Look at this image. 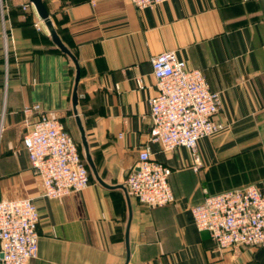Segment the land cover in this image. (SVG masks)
<instances>
[{"label": "crops", "instance_id": "crops-1", "mask_svg": "<svg viewBox=\"0 0 264 264\" xmlns=\"http://www.w3.org/2000/svg\"><path fill=\"white\" fill-rule=\"evenodd\" d=\"M43 1L77 57L78 109L108 184L125 185L150 143L155 55L174 51L220 95L215 119L226 129L200 140L199 171L187 148L164 151L150 143L153 157L172 169L176 200L151 208L128 191L127 264H264V249L220 248L196 227L191 211L206 194L247 184L264 191V167L250 161L264 149V0H166L144 9L131 0ZM75 74L30 0H0V200L30 197L38 208L39 250L29 264H124L125 191L103 186L90 170L86 189L48 198L23 146L22 109L38 103L81 147L72 110Z\"/></svg>", "mask_w": 264, "mask_h": 264}, {"label": "built area", "instance_id": "built-area-1", "mask_svg": "<svg viewBox=\"0 0 264 264\" xmlns=\"http://www.w3.org/2000/svg\"><path fill=\"white\" fill-rule=\"evenodd\" d=\"M131 1L144 9L166 0ZM35 26L41 28L38 22ZM152 66L157 93L149 100V142L161 144L164 151L187 148L192 168L199 171L200 140L226 129L224 122L215 119L220 95L201 69L189 68L174 51L155 55ZM139 86L143 84L139 82ZM22 111L27 119L23 146L42 180L43 195L60 198L86 189L90 171L65 124L38 103L26 105ZM150 143L140 149L137 168L127 176L125 185L139 202L154 208L173 203L176 197L170 184L172 169L153 157ZM191 211L196 227L208 231L220 248L264 249V191L256 184L206 194ZM39 221L32 198L0 200V264H29L37 257Z\"/></svg>", "mask_w": 264, "mask_h": 264}, {"label": "water", "instance_id": "water-1", "mask_svg": "<svg viewBox=\"0 0 264 264\" xmlns=\"http://www.w3.org/2000/svg\"><path fill=\"white\" fill-rule=\"evenodd\" d=\"M32 4L34 5L39 17L43 20L48 32L49 36L52 40V42L65 54H67L73 61L76 69V74H75V81H74V87L72 91V110L75 116L76 120V125L78 127V132H79V138H80V145H81V150L83 157L87 164L90 167L91 173L94 177V179L102 184L103 186L107 188H122L125 193H126V198H127V203H128V209H129V217H128V222H127V227H126V247H127V256L124 264H127L130 258V248H129V226L132 218V208H131V201H130V196L128 193V189L126 185L124 184H116V185H111L108 184L98 173L97 166L95 164V161L92 157L90 147H89V142L86 134V130L84 127V124L82 122V118L79 113L78 109V102H79V94H78V84L80 80V67L79 63L77 60V57L75 54L68 48V46L62 41L60 38L51 18L48 12V9L44 3L43 0H30Z\"/></svg>", "mask_w": 264, "mask_h": 264}, {"label": "rangeland", "instance_id": "rangeland-1", "mask_svg": "<svg viewBox=\"0 0 264 264\" xmlns=\"http://www.w3.org/2000/svg\"><path fill=\"white\" fill-rule=\"evenodd\" d=\"M220 135H221V134H217V135L212 136V137H218V136H220ZM239 161H240V160H239ZM250 161H252L253 163L257 164V166H259V167H260V166L264 167V149H263L262 151H261V150L256 151V152H255V157H254V158H251ZM229 162H231V161H229ZM240 162H241V161H240ZM226 163L228 164L227 161H223V162L220 164V169H221L222 165H223V168H225Z\"/></svg>", "mask_w": 264, "mask_h": 264}, {"label": "trees", "instance_id": "trees-1", "mask_svg": "<svg viewBox=\"0 0 264 264\" xmlns=\"http://www.w3.org/2000/svg\"><path fill=\"white\" fill-rule=\"evenodd\" d=\"M80 147V146H79ZM80 151H81V147H80ZM86 162V161H85ZM86 164H87V162H86ZM88 166V165H87ZM89 168V167H88ZM89 171H90V169H89Z\"/></svg>", "mask_w": 264, "mask_h": 264}]
</instances>
